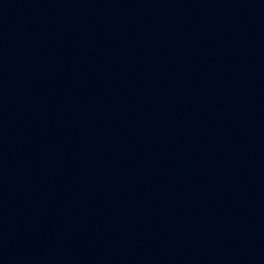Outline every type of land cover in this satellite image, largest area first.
I'll use <instances>...</instances> for the list:
<instances>
[{
    "label": "water",
    "instance_id": "water-1",
    "mask_svg": "<svg viewBox=\"0 0 264 264\" xmlns=\"http://www.w3.org/2000/svg\"><path fill=\"white\" fill-rule=\"evenodd\" d=\"M93 0H0V90Z\"/></svg>",
    "mask_w": 264,
    "mask_h": 264
}]
</instances>
